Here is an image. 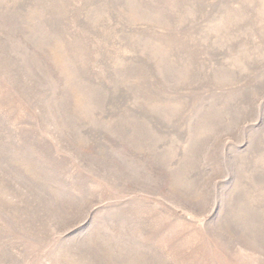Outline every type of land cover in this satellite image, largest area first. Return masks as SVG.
<instances>
[{"label":"rangeland","instance_id":"obj_1","mask_svg":"<svg viewBox=\"0 0 264 264\" xmlns=\"http://www.w3.org/2000/svg\"><path fill=\"white\" fill-rule=\"evenodd\" d=\"M0 264H264V0H0Z\"/></svg>","mask_w":264,"mask_h":264}]
</instances>
